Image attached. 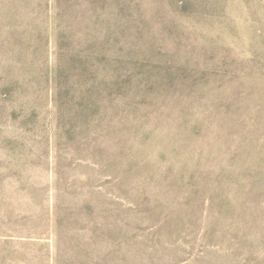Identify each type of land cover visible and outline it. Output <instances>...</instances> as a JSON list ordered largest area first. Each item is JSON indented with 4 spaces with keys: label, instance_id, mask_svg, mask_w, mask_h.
Segmentation results:
<instances>
[{
    "label": "rangeland",
    "instance_id": "374dc122",
    "mask_svg": "<svg viewBox=\"0 0 264 264\" xmlns=\"http://www.w3.org/2000/svg\"><path fill=\"white\" fill-rule=\"evenodd\" d=\"M0 264H264V0H0Z\"/></svg>",
    "mask_w": 264,
    "mask_h": 264
}]
</instances>
